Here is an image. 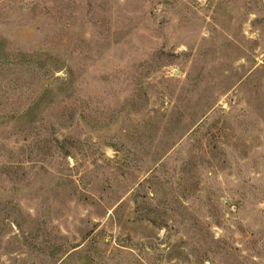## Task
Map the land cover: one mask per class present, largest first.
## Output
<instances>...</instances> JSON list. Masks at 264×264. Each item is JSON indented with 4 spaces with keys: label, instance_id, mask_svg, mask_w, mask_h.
<instances>
[{
    "label": "rangeland",
    "instance_id": "obj_1",
    "mask_svg": "<svg viewBox=\"0 0 264 264\" xmlns=\"http://www.w3.org/2000/svg\"><path fill=\"white\" fill-rule=\"evenodd\" d=\"M0 264H264V0H0Z\"/></svg>",
    "mask_w": 264,
    "mask_h": 264
}]
</instances>
